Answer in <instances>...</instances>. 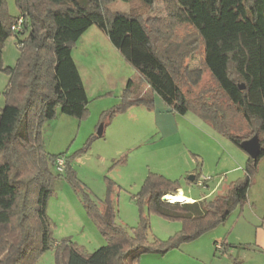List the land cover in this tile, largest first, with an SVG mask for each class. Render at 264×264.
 I'll return each instance as SVG.
<instances>
[{"label": "trees", "instance_id": "obj_1", "mask_svg": "<svg viewBox=\"0 0 264 264\" xmlns=\"http://www.w3.org/2000/svg\"><path fill=\"white\" fill-rule=\"evenodd\" d=\"M115 1L130 0H15L18 15L12 17L0 0V74L7 77L0 92V264H36L50 250L54 264H137L143 255H165L197 240L249 204L248 191L264 158V0H166L165 18L150 16L156 0H141L137 13L108 11ZM19 17L23 29L15 34L11 27ZM91 26L107 36L147 86L148 95L131 100L129 80L122 104L106 114L109 119L133 106L154 110L157 96L168 112L193 113L239 149L255 135L261 144L255 160L247 156L244 178L193 203L165 201L181 189L179 181L148 174L135 201L140 210L144 206L149 214L180 223L181 230L166 241L149 238L142 212L134 228L118 221L113 181L106 179L105 200H96L76 178L69 158L43 150V126L57 113L78 121L89 115L72 51ZM10 38L18 55L5 67L3 50ZM198 52L215 88L191 92L186 62ZM59 158L63 176L51 171ZM192 176L187 183L196 185L201 174ZM61 177L82 193L83 208L105 242L92 253L70 239H53L46 210ZM221 246L225 252L234 248Z\"/></svg>", "mask_w": 264, "mask_h": 264}, {"label": "rangeland", "instance_id": "obj_2", "mask_svg": "<svg viewBox=\"0 0 264 264\" xmlns=\"http://www.w3.org/2000/svg\"><path fill=\"white\" fill-rule=\"evenodd\" d=\"M165 1H155L151 17L165 18ZM141 4V0L115 1L109 3L106 9L113 13H137L142 10ZM4 6L10 16L18 15L15 0H4ZM182 34L183 31L177 30V35ZM13 41L12 38L8 39L3 50L5 67H12L17 59L18 53ZM72 58L86 91L89 115L83 121H78L57 113L54 119L46 122L42 129L44 152L48 156L62 154L69 158L76 178L96 200H105L106 179L113 181L118 187L112 196L117 207L118 221L128 228H134L142 212L144 216H148L149 238L168 240L181 230L180 223L168 222L149 214L144 206L140 210L135 201L148 174H159L169 180L179 181L182 194L201 198L208 194L212 184L209 188L188 184L189 176L200 173L216 178L222 159L231 154L229 149H235L246 160L247 155L191 112L184 116L170 113L175 119L176 132L169 131L166 136L157 130L154 110H147L143 106L130 107L109 119L106 114L122 104V95L129 80L133 81L130 88L131 100L148 95L147 86L139 80L137 72L124 61L111 46L107 36L96 26H91L81 36L72 51ZM185 77L189 85L186 88L191 92L215 88L214 82L201 65L199 52L188 58ZM6 82L7 77L0 74V92ZM1 106L0 97V108ZM100 125L103 126L104 133L97 137ZM92 136L95 138L90 141ZM244 169L245 165L239 173L221 175L226 177L224 187L244 178ZM185 170L188 173H184ZM51 171L54 175L63 176L59 165L51 168ZM257 175L258 184L255 186L254 182L248 191L260 204L256 210L253 207L237 208L224 224L197 240L183 244L165 255H143L137 264H261L264 234L259 227L258 216L264 210V158L254 181ZM82 197V193L76 192L61 177L54 181L46 214L52 223V236L56 242L70 239L89 254L104 246L105 242L88 218L82 205ZM164 200L167 201L165 197ZM256 226L259 231H256ZM256 232L258 248L250 249ZM224 240L237 245H252H248L249 248H231L229 254L215 250V244L221 245ZM36 264H54L53 251L45 252Z\"/></svg>", "mask_w": 264, "mask_h": 264}, {"label": "crops", "instance_id": "obj_3", "mask_svg": "<svg viewBox=\"0 0 264 264\" xmlns=\"http://www.w3.org/2000/svg\"><path fill=\"white\" fill-rule=\"evenodd\" d=\"M80 39H81V37H80ZM153 99H154V104H155L153 115L155 117L154 120H155V124L157 126V130L159 131V133L163 136H166V133L169 131H175L176 132L175 119L171 115H169L170 112H168L167 108L164 106V104L161 102V100L157 96H154ZM102 135H103V132H102ZM229 151L231 152V154H227L226 157L222 159L223 163H222L221 167H219V169L217 170L218 174H217L216 178L211 177L209 174H207V176H204L203 174H201L200 179L204 181L202 186L209 188L210 187L209 185L212 184L211 190L208 192V194L206 196H202L201 198H194L192 196L182 194V187L177 192V194L184 195L186 198H188L190 200V203H193V202L199 201L203 198H209L211 196L213 197V196L217 195L218 193L222 192L224 189L223 182L226 180V177L221 176V175H225V174L233 175V174L239 173L240 171H242V169L244 168V165L246 163V159L241 153H239L238 151H236L233 148L229 149ZM260 166H261V161L258 164V170H257L258 174L260 171ZM184 173H188L187 170H185ZM257 178H258V175L256 177V180L254 181L255 186H256V184H258ZM262 198L264 199V196ZM248 201H249V204L246 207H244V209L248 208V207H250V209H251V205H252L253 209L256 210L257 207L260 205V204H258V202L254 198L251 197L250 193H248ZM263 216H264V210L258 216V218L260 219L259 227L263 231V234H264V226L261 225V219L263 218ZM256 227L258 228V229H256V231L257 230L259 231V227L258 226H256ZM229 239H231V237H229ZM222 243L224 245H231L234 248H236V246H239L238 248H242L243 245H252V244H238L237 245L230 240L229 241L224 240ZM257 244H258V237H257V232H256V238H255L253 245L251 246L250 249H254L255 247L258 248ZM249 247L250 246H248L247 248H249ZM221 251H223L226 254H229L231 252V248H228L226 250V252L222 248ZM260 259H261V264H264V250H262V253H260ZM239 264H245V263L239 262Z\"/></svg>", "mask_w": 264, "mask_h": 264}, {"label": "water", "instance_id": "obj_4", "mask_svg": "<svg viewBox=\"0 0 264 264\" xmlns=\"http://www.w3.org/2000/svg\"><path fill=\"white\" fill-rule=\"evenodd\" d=\"M240 89H244L243 86ZM103 132V126L100 125L97 129L96 136L101 137ZM240 149L251 159L255 160L260 155L261 144L258 137L255 135L249 140L242 141L240 143ZM194 177L191 175L188 177V181L192 182ZM166 199V198H165Z\"/></svg>", "mask_w": 264, "mask_h": 264}, {"label": "built area", "instance_id": "obj_5", "mask_svg": "<svg viewBox=\"0 0 264 264\" xmlns=\"http://www.w3.org/2000/svg\"><path fill=\"white\" fill-rule=\"evenodd\" d=\"M23 23H24V21H23V18L22 17H19L17 20H16V22L14 23V25L11 27V30L13 31V33H20V32H22V29H23ZM60 166L61 167V170H63V165H64V160L62 159V158H59L58 160H57V165L56 166ZM55 166V167H56ZM203 180H199L198 182H197V186H201V185H203ZM169 203H173V202H171V201H168ZM215 250H221L222 249V246L221 245H219V244H215Z\"/></svg>", "mask_w": 264, "mask_h": 264}, {"label": "bare ground", "instance_id": "obj_6", "mask_svg": "<svg viewBox=\"0 0 264 264\" xmlns=\"http://www.w3.org/2000/svg\"><path fill=\"white\" fill-rule=\"evenodd\" d=\"M165 198L167 199V201L169 200L173 203H180V204L190 203V200L182 194H176L175 196L168 195Z\"/></svg>", "mask_w": 264, "mask_h": 264}]
</instances>
